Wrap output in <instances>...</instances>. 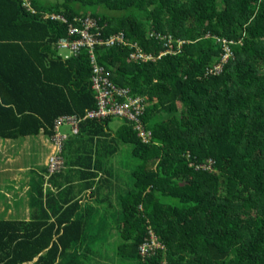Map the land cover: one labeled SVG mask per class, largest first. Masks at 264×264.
<instances>
[{"label": "trees", "instance_id": "16d2710c", "mask_svg": "<svg viewBox=\"0 0 264 264\" xmlns=\"http://www.w3.org/2000/svg\"><path fill=\"white\" fill-rule=\"evenodd\" d=\"M48 2L0 0V139L43 131L49 142L58 118L82 122L78 134L62 129L61 170L32 181L29 219L0 215V264H110L99 235L113 230L115 264H264V0ZM88 21L95 39L122 35L126 44L78 56L59 46L80 40L71 29ZM93 54L118 89L145 100L149 141L127 119L87 118L98 109ZM114 119L123 121L116 133ZM70 135L105 144L94 170L78 171L91 188L128 145L137 162L132 188L115 201L96 198L91 222L69 196L74 185L55 180Z\"/></svg>", "mask_w": 264, "mask_h": 264}, {"label": "crops", "instance_id": "0c3cea01", "mask_svg": "<svg viewBox=\"0 0 264 264\" xmlns=\"http://www.w3.org/2000/svg\"><path fill=\"white\" fill-rule=\"evenodd\" d=\"M66 133L70 134V129ZM68 140L65 150L66 158H68L67 166L63 174L55 180L58 186L63 184L64 186L67 185L66 187L71 184L74 185L75 190H71L69 196L77 197L78 200L84 202L82 209L87 212L85 220L91 222L94 219V215L96 216L99 211L96 198L101 202L117 200L119 192L125 193L132 188L133 179L129 171H121V162L124 157L119 152L114 155L110 160L111 162L109 161V163L105 164L106 170H101L98 177L92 181V183H95L94 186L92 188L89 187L91 176L78 173V171H87L88 169L93 171V166L99 160L96 154L98 155L99 148L105 147V144L98 138L94 140L89 137L78 139V137L73 135H70ZM49 153V142L43 131L39 136L26 137L20 141L0 139V197L3 199L0 202V208L4 211L0 212V215L5 214V217L9 219L8 213L16 214L18 210L21 212V207L24 206V213H22L24 217L22 218L29 219V193L32 192V181L34 179L38 180L40 175L47 173L46 165ZM22 158H24L23 161H21ZM89 166H92V169ZM118 177H120L121 185L117 182ZM83 178L86 179L81 181ZM104 180H110L113 184L107 183L97 187L99 182ZM95 191L96 195H94ZM14 196L15 198L13 199ZM17 203L20 204L17 205ZM26 204L27 208H25ZM6 210H8L7 214ZM112 237L118 238L115 230L111 232L110 238L108 234L99 235V238L108 241V244L102 249L100 258H110V264H115L117 261V247L110 248L109 241Z\"/></svg>", "mask_w": 264, "mask_h": 264}, {"label": "built area", "instance_id": "2783aa9c", "mask_svg": "<svg viewBox=\"0 0 264 264\" xmlns=\"http://www.w3.org/2000/svg\"><path fill=\"white\" fill-rule=\"evenodd\" d=\"M60 16H51V19H57ZM62 19V18H61ZM95 27V23L92 21L87 22V28L84 31H80L78 28L72 27V34H82L80 40H66L59 41L61 48H67L70 50V54L78 56L80 50L83 47L93 49L97 44L113 46L116 42L126 44L124 37L112 36L106 40L95 39L93 33L90 32L91 28ZM68 55L66 58H69ZM135 58V56H133ZM147 61L149 56H144ZM91 64L93 66L92 74V90L96 93V99L98 102V109L90 112L87 115L89 119L101 118L106 119L111 116L121 117L127 119L136 125V129L139 132L140 137L144 141H149L151 133L145 128L141 116L146 111L147 104L142 98H132L129 96L127 90L118 89L115 84L110 80L109 73L98 62L94 54L91 56ZM119 98H126V101L120 102ZM82 120L77 115L63 116L58 118L53 126L52 135L49 138L50 155L47 160L48 174L51 176L56 172H59L64 164V158L62 156V148L67 140L68 136L63 133V127H69L72 134H78L80 130V123ZM211 167L209 166L208 169ZM149 247H142V254L148 255Z\"/></svg>", "mask_w": 264, "mask_h": 264}, {"label": "rangeland", "instance_id": "374dc122", "mask_svg": "<svg viewBox=\"0 0 264 264\" xmlns=\"http://www.w3.org/2000/svg\"><path fill=\"white\" fill-rule=\"evenodd\" d=\"M43 1H45V0H43ZM46 1H49V0H46ZM52 0H50V2H51ZM50 2H48V3H50ZM123 124V121H121V120H113V122L110 124V127H111V129H112V131L114 132V133H116V131H117V129L121 126ZM64 131L65 132H69V128H64ZM121 154H124V155H122L123 157H124V159L122 160V162H121V171H129L130 173H131V169L133 168L132 166H134V165H136L137 164V162H136V160H135V158L133 157V155H132V148H131V146H127V147H125V148H123L122 149V151H121ZM24 160V158H22L21 159V161H23ZM21 161H20V163H21ZM116 162V161H115ZM23 165H24V163H23ZM129 173V174H130ZM117 182L121 185V181H120V177H118V180H117ZM109 184H113L110 180H109ZM15 198V196L13 197V199ZM24 198V197H23ZM13 199H11V200H13ZM1 202V201H0ZM25 202H27V201H25ZM28 203V202H27ZM24 204V203H23ZM14 206V205H13ZM22 209V211L21 212H19V213H24V206H22L21 207ZM25 208H27V204L25 205ZM113 208L114 209H119L120 208V206H118V205H114L113 206ZM102 210H104V209H102ZM0 212H4V211H2V208H0ZM19 213L18 212H16V214H7L8 215V217H16L17 215H19ZM110 216H112L111 214H109V217ZM21 218L22 217H24V215L22 214L21 216H20ZM113 217V219L116 221L117 220V216H112ZM112 220V219H111ZM113 225H115V224H113ZM109 238H110V234H109ZM116 237H112L111 239H110V243H112V244H116V241L114 240ZM155 238V237H154ZM109 240V239H108ZM153 247H160V245L158 244V242H155V243H152L151 244ZM119 264V263H118ZM120 264H124V262L122 261V260H120Z\"/></svg>", "mask_w": 264, "mask_h": 264}, {"label": "bare ground", "instance_id": "6f19581e", "mask_svg": "<svg viewBox=\"0 0 264 264\" xmlns=\"http://www.w3.org/2000/svg\"><path fill=\"white\" fill-rule=\"evenodd\" d=\"M149 232V231H148Z\"/></svg>", "mask_w": 264, "mask_h": 264}]
</instances>
